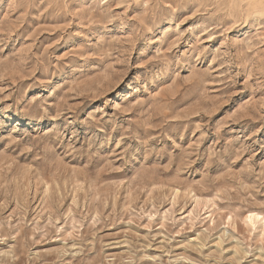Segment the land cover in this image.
<instances>
[{"label":"rangeland","instance_id":"obj_1","mask_svg":"<svg viewBox=\"0 0 264 264\" xmlns=\"http://www.w3.org/2000/svg\"><path fill=\"white\" fill-rule=\"evenodd\" d=\"M0 264H264V0H0Z\"/></svg>","mask_w":264,"mask_h":264}]
</instances>
